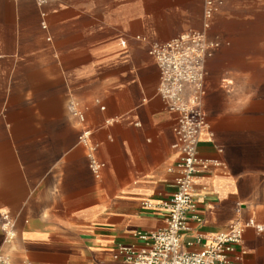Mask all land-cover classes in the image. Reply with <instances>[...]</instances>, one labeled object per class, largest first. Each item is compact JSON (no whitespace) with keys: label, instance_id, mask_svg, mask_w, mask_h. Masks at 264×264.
<instances>
[{"label":"crops","instance_id":"1","mask_svg":"<svg viewBox=\"0 0 264 264\" xmlns=\"http://www.w3.org/2000/svg\"><path fill=\"white\" fill-rule=\"evenodd\" d=\"M219 1L209 127L197 145L210 167L194 178L201 222H189L182 245L197 251L252 222L230 256L264 264V0ZM203 9L204 0H0V250L10 264L112 263L119 246H142L137 232L165 227L179 114L158 93L148 43L200 31Z\"/></svg>","mask_w":264,"mask_h":264},{"label":"built area","instance_id":"2","mask_svg":"<svg viewBox=\"0 0 264 264\" xmlns=\"http://www.w3.org/2000/svg\"><path fill=\"white\" fill-rule=\"evenodd\" d=\"M220 3L219 0H204L203 27L200 31L183 33L165 43H148V52L160 70L158 93L169 110L179 114L175 131L181 157L177 163L176 190L162 203L167 212L165 227L137 232L135 236L143 243L142 246L121 245L114 261L105 264H242L239 255L236 258L230 255L241 243L245 227L252 222L231 225L207 239L197 251H189L182 245V232L190 229L189 222H201L194 178L210 167L209 161L199 158L197 145L202 133L209 127L204 102L207 93L206 61L210 51L219 44L209 39L208 31ZM43 27L47 28L45 24ZM138 38L146 41L143 37ZM69 107L72 115L83 124L84 110L75 100L70 101ZM89 136V130L85 129L79 140L88 147L90 168L99 176L103 164L97 159V148ZM5 225L13 227L9 222ZM7 235L13 237L11 231ZM0 264H10L1 250Z\"/></svg>","mask_w":264,"mask_h":264}]
</instances>
